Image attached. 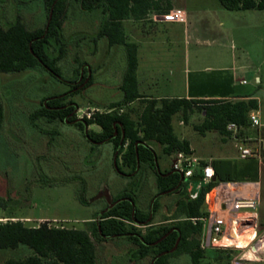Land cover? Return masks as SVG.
<instances>
[{
    "label": "rangeland",
    "instance_id": "obj_1",
    "mask_svg": "<svg viewBox=\"0 0 264 264\" xmlns=\"http://www.w3.org/2000/svg\"><path fill=\"white\" fill-rule=\"evenodd\" d=\"M171 5L190 15L196 24L194 30L192 27L189 32L184 30L187 21L180 24L181 31L177 32L165 23L156 26L155 15L158 14L153 13L144 20H125V39L136 42L139 35L155 36L153 43L143 45L150 69L151 66L156 68L164 85L173 81L184 95L186 86L196 93L207 90L219 94L231 91L256 94L261 102L256 110L261 108L260 121L264 122V10H228L219 0H172ZM49 13L45 0H0V23L5 26L19 19L30 30L43 28ZM103 20L100 9L87 11L78 2H67L59 39H50L48 45L51 57L60 68V78L40 65L22 72H0V96L5 108L0 124V198L5 203L0 207V223L22 220L28 226H39L46 221L56 227L90 229L98 213L122 190H133L138 206L144 211L149 209L150 201L158 192L157 175L150 166L145 165L142 173L135 177L117 171L112 142L92 143L76 122L32 117L46 97L65 95L64 101L71 100L79 106L76 119L85 113L84 119L93 121L89 131L100 132L102 128L95 122L98 115L129 113L136 120L146 99H159L158 95L145 94L139 89L141 98L123 103L121 84L128 63L127 50L125 45L109 46L105 37L98 36ZM85 68L86 75L92 74L91 84L96 83L76 92L72 84L81 79ZM142 75H146L145 71ZM256 75L262 78V86ZM137 77L140 84L138 69ZM243 79L247 83H243ZM203 105L195 104L186 114L174 115L176 134L189 141V153L207 152L224 143L235 152L231 134L229 137L219 131L197 129L205 119ZM203 134L209 137H201ZM243 137L257 147L255 142L264 137L263 123L242 134ZM148 143L160 155L161 170L171 169L175 153L162 155L157 143ZM236 162L241 164L242 170L236 171L234 178L260 182L258 213H264V149L261 160L256 162L254 175L245 164L247 161ZM194 186L197 188V183ZM180 196L166 193L159 197L155 223L177 221L168 218L174 217ZM259 221L263 227L264 219ZM139 227L145 232L144 227ZM204 233L203 227L200 237L203 263L231 264L232 255L238 250L229 253L222 248L206 246ZM96 244L98 264L152 262L151 255L140 259L132 256L135 244L128 236L111 237L96 241ZM31 252L25 245L0 249V264L8 258H25ZM167 261L169 264L192 263L187 253L171 255Z\"/></svg>",
    "mask_w": 264,
    "mask_h": 264
},
{
    "label": "trees",
    "instance_id": "obj_2",
    "mask_svg": "<svg viewBox=\"0 0 264 264\" xmlns=\"http://www.w3.org/2000/svg\"><path fill=\"white\" fill-rule=\"evenodd\" d=\"M45 1L49 11L53 4L55 5L48 31L44 37L46 26L30 30L19 19L8 26L0 23V72H22L40 65L45 69L49 68L53 72L52 74L60 76V68L55 63L56 59L51 57L48 45H50V39H59L66 16L67 2H78L87 11L100 9L103 12L104 20L98 28L99 37H105L109 46H126L128 63L121 84L123 103H130L141 98L137 77L138 44L125 39L124 21L127 19L144 20L153 13L158 15L167 13L172 8V0ZM164 1H166V7H163ZM219 1L228 10H264V0ZM91 82L92 76L87 86ZM66 97L61 95V98L50 100L46 105L44 104L36 110L32 117H46L49 121L58 118L65 120L66 117L69 120L75 119V115L69 117V114L74 111V106L61 109V111L49 108V106L60 102L63 105L66 102L64 101ZM146 100V104L136 120L129 113L110 112L98 115L95 122L101 126L102 131L90 130L89 138L90 140H107V142L114 143V151L117 149L116 153L118 152L117 165L125 176L135 177L141 174L145 165L154 169L157 175L158 192L156 194L173 190L180 182L181 176L177 172H172V168L157 171L156 162L159 163L160 155L148 141L157 143L161 147L162 155L165 156H170L178 151L191 152L189 141L179 138L174 130L173 117L175 114L179 112L186 114L195 104H204L201 108L205 119L201 125L197 126V129L202 132L219 131L231 134L227 130L229 122H236L241 127L249 126V112L259 108V101L254 97L236 99L165 97ZM4 116L5 108L0 96V124L3 122ZM84 120L88 124L93 122L87 118ZM115 123L119 135L122 133V127L125 131L122 147L119 145L120 137L111 138L115 133ZM119 124H122V127ZM77 125L84 131V125L81 123H77ZM140 141L143 143L138 144ZM138 159L140 167L137 170ZM213 165L218 180H235L230 176L228 170L220 171L214 161ZM213 184L214 182L202 185L199 189L194 187L190 190L191 183L189 182L180 194V199L173 212L174 217L168 218L177 219L172 224H166L163 221L154 222V215L160 205V196L153 204L152 217L149 220L152 201L149 203V209L144 211L137 204L136 193L129 189L122 190L113 198L111 202H117L100 217V228L97 221L92 223L90 229L56 227L49 225L46 221L39 226H28L22 220L0 223V249L18 248L25 245L32 251L25 258H8L2 264H98L96 241L126 233H131L128 237L135 244L133 250L135 252L132 255L134 258L140 259L151 255L153 260L160 255L154 264H169L167 260L171 255L187 253L191 256V264H205L202 261L203 250L200 247L204 223L199 218L207 213L204 207L205 194ZM180 187L181 185L178 188ZM195 192L197 195L193 197L192 194ZM4 204L0 198V207ZM134 204L136 205L135 210ZM139 226L144 227L145 232L139 229ZM226 251L230 253L229 250Z\"/></svg>",
    "mask_w": 264,
    "mask_h": 264
},
{
    "label": "built area",
    "instance_id": "obj_3",
    "mask_svg": "<svg viewBox=\"0 0 264 264\" xmlns=\"http://www.w3.org/2000/svg\"><path fill=\"white\" fill-rule=\"evenodd\" d=\"M161 17L169 22L187 21L186 11L178 7H172L167 13L161 14ZM242 82L247 83V80ZM84 114L81 115L82 118ZM249 119L253 126L262 125L259 110H251ZM241 128L236 122L227 124V130L236 141L240 157L261 160L264 138H259L257 147L245 145L239 137ZM172 169L183 174L184 179L191 183V190L195 187L194 183H197L195 188L199 189L202 185L214 182L205 194L204 204L207 213L199 218L204 223L206 246L229 251L238 250L232 255L231 264H264V227L260 226L258 213L260 182L214 180L216 172L212 159H202L194 153L185 151L175 153ZM195 176L200 177L199 182L191 181ZM192 195L196 196L197 192ZM240 240L243 243H240Z\"/></svg>",
    "mask_w": 264,
    "mask_h": 264
},
{
    "label": "crops",
    "instance_id": "obj_4",
    "mask_svg": "<svg viewBox=\"0 0 264 264\" xmlns=\"http://www.w3.org/2000/svg\"><path fill=\"white\" fill-rule=\"evenodd\" d=\"M250 10H256V9H250ZM236 11H247V10H236ZM262 11V10H260ZM156 16V26L158 23H165L168 24V27L174 29L175 32L177 31H181V26L180 24H183V22H169V21H164L161 17V15H155ZM196 26V24L194 23V21L192 20V18H190V15L187 14V25H183V28L185 31H190L191 27L194 30V27ZM156 29V28H155ZM147 35V33H146ZM154 37H148L147 36H143L141 37L140 35L138 36V39L136 40V42L139 44V48H138V56H139V89L142 93L145 94H149V95H158L159 98L160 97H185L188 99H227V98H249V97H254L257 98L259 101V104H261L260 102V98L258 96H256V94H253L250 91H242V92H228L225 94H219V93H213V92H209L207 90H203L202 92H192L191 87L186 86V92L185 95L183 93H181L178 90V87L175 83H173V81H170L164 85L163 83L165 81H161L162 79L160 72L156 69L153 68L151 66L150 69V65L148 64L149 59L147 56L146 51H144V46L143 45H147L148 43H153L154 42ZM172 43H176V40H171ZM171 43V44H172ZM127 59V57H126ZM243 68V66H242ZM145 71L146 75H142L141 76V72ZM144 74V73H143ZM257 76V82L259 83L260 86L263 85V80L261 77ZM246 80V79H243ZM242 80V81H243ZM172 82L171 86L169 85ZM96 83V82H95ZM94 82L92 84H90L89 86H93L95 84ZM88 87V86H86ZM163 89V90H162ZM260 113H261V108L259 109ZM264 125V122H262ZM256 126L250 125L246 126V127H242L239 133V137L242 139L243 143L245 145L254 147L253 145H250L248 143V139L247 137H243L242 138V134H246L248 132H251L252 128H254ZM224 135H229L230 134H224ZM201 137H209V135L207 134H203V136ZM228 137V136H227ZM232 138V137H231ZM251 138V137H250ZM249 138V139H250ZM264 138V137H263ZM233 139V138H232ZM233 143H234V148H235V152H233L231 149L227 148V146L225 145V143L223 145H219L218 147H213V149H208L207 152H203L200 151L197 153H195V155L199 156L202 159H212V161H214L217 165H218V169L220 171H226L228 170L230 173V176L235 179V180H243L242 178H234L235 177V173L236 171H241L242 168H240L241 164L238 165L237 164V160L240 161H247L248 164V169L251 171H253V175L256 174V162L259 161V159L257 158H247V159H242L239 155V150L236 146V141L233 139ZM255 143H258L255 142ZM194 149V147H192ZM245 180H249V179H245ZM249 181H258L257 179H250ZM191 190V188H189ZM264 219V213H260L259 212V220ZM264 225V224H263ZM264 227V226H263ZM241 239V238H240ZM240 243H243V241H239Z\"/></svg>",
    "mask_w": 264,
    "mask_h": 264
},
{
    "label": "flooded vegetation",
    "instance_id": "obj_5",
    "mask_svg": "<svg viewBox=\"0 0 264 264\" xmlns=\"http://www.w3.org/2000/svg\"><path fill=\"white\" fill-rule=\"evenodd\" d=\"M46 69H48L49 70V68H46ZM50 72H51V70H49ZM86 68L83 70V73H82V77H81V79L80 80H77V81H75L73 84H72V89H74V91H76V92H78L81 88H84V87H86L87 86V84H88V82H89V79H90V77L92 76V74H90L89 76L88 75H86ZM51 73H53V72H51ZM81 74V73H80ZM54 75V74H53ZM56 76V75H55ZM56 77H58V78H60V76L59 75H57ZM70 94H72V93H70ZM61 98V95H56V96H48V97H46L44 100H43V102H42V105H46L50 100H52V99H54V98ZM46 99H49L48 100V102L47 103H45V100ZM76 103H74L73 101H71V100H69V101H66L63 105H61V102L60 103H58V104H53V105H51V106H49V108H51L52 110H59V111H61V109H65V108H67V107H69V106H74V111L73 112H71L70 114H69V117H72V116H74V115H76V113L78 112V109H79V106L77 105ZM79 119H81V118H79ZM84 119V118H83ZM69 120V119H68ZM75 120H77L76 118L75 119H72V120H69V121H71V122H73V121H75ZM65 121V120H64ZM76 123H81L82 125H84L81 121H77ZM121 127H122V124H119ZM85 134V133H84ZM85 136H86V134H85ZM87 137V136H86ZM114 137H120V139H119V145H120V143H121V141L124 139V137H125V131H124V129H123V127H122V133L119 135V132L114 136ZM113 137V138H114ZM88 138V137H87ZM89 140H90V138H88ZM92 143H94V144H102V143H105V142H107V140L106 141H95V140H90ZM114 144V143H113ZM123 146V145H122ZM116 151H117V149L114 151V155H115V153H116ZM157 171H158V169H157ZM172 171H174V170H172ZM174 172H177V171H174ZM177 173H179V172H177ZM122 174V173H121ZM180 174V173H179ZM180 176H181V174H180ZM185 182H186V179H180V182L178 183V185L171 191V192H169V193H177V194H181L183 191H184V189H185V187H186V184H185ZM181 185V187L180 188H178L179 186ZM111 203V202H110ZM109 203V204H110ZM109 204L103 209V210H105L108 206H109ZM103 210H101V211H103ZM100 211V212H101ZM99 214V213H98ZM108 238H111V237H108ZM107 239V238H106ZM179 242V241H178Z\"/></svg>",
    "mask_w": 264,
    "mask_h": 264
},
{
    "label": "water",
    "instance_id": "obj_6",
    "mask_svg": "<svg viewBox=\"0 0 264 264\" xmlns=\"http://www.w3.org/2000/svg\"><path fill=\"white\" fill-rule=\"evenodd\" d=\"M54 5H55V4H53V6H52V8H51V10H50L49 19H48V22H47V25H46V28H45V33H44L43 37L46 35V33H47V31H48L49 24H50V21H51V19H52V15H53V8H54ZM53 98H54V97H53ZM48 100H49V99H46V100H45V103H47ZM76 106H77V105H76ZM65 121H66V122H69L68 117L65 118ZM77 121H81V122L84 124V133H85L86 136L89 138V137H90V136H89V124L87 123V121H85L83 118H81V119H77V120H75V121H73V122H77ZM117 133H118V129H117V127H116V123H115V133H114L113 136H111V138H113ZM139 143H143V142L140 141V142H138V144H139ZM138 144H137V145H138ZM122 145H123V140H122L121 143H120V147H122ZM117 155H118V152L115 153V155H114V165H115V168L119 171V173H122V172L119 170L118 165H117ZM156 165H157V169H158V171L160 172L161 169H160V167H159V163L156 162ZM139 167H140V164H139V159H138L137 170L139 169ZM174 171H175V170H174ZM174 171H172V172H174ZM180 174H181V173H180ZM181 179H182V180L184 179L183 174H181ZM216 179H217V174H216L215 177H214V180H216ZM191 181H192V182H199V181H200V177H199V176H195V177H193V178L191 179ZM171 191H172V190L167 191V192H160V193H158V194H156V195L154 196V198L152 199V202H151V215H150L149 220H150L151 217H152V209H153V204H154L155 200H156L159 196L164 195V194H166V193H169V192H171ZM116 202H117V201H116ZM116 202H111V203L109 204V206H108L105 210L99 212V214H98V216H97V224H98V227H99V228L101 227V224H100V217L102 216V214H103L105 211H107L109 208H111ZM135 209H136V205L134 204V210H135ZM128 235H131V233L121 234V235H119V236H128ZM135 235H137V234H135ZM113 236H115V235H113ZM178 241H179V240H178ZM177 244H178V242H177ZM177 244H176V246H177ZM176 246L174 247V249L176 248ZM174 249H173V250H174ZM158 256H160V255H158ZM158 256L155 257V258L152 260L151 264H154V263H155V260L158 258Z\"/></svg>",
    "mask_w": 264,
    "mask_h": 264
}]
</instances>
